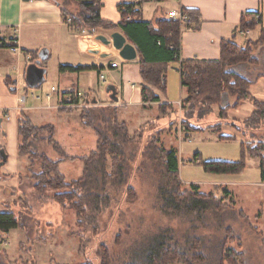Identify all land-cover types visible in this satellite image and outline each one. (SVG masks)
<instances>
[{"label":"trees","instance_id":"16d2710c","mask_svg":"<svg viewBox=\"0 0 264 264\" xmlns=\"http://www.w3.org/2000/svg\"><path fill=\"white\" fill-rule=\"evenodd\" d=\"M79 4V15H73L62 7L61 13L64 22L70 20V27L75 34L86 33L95 35L96 32H120L126 41L137 52L140 76L142 78V101L144 104L158 103L159 118L139 127L130 135L123 122L117 118V108H88L79 114L82 125L91 130L96 137V148L88 156L76 158L67 156L59 144L54 140V128L51 125L35 127L29 118L21 112L18 119V148L19 158L28 159V174L30 188L38 197L50 199L60 209L71 210L75 214V233L79 239V252L83 253L92 240L98 239L101 233L99 219L106 213L113 198L123 193L128 201L136 199L134 189L128 184L133 172L134 164L139 160L137 170L153 175L157 179L158 210L164 216L180 218L193 223L202 220L207 215L215 221L214 228L223 232L211 254H206L203 240L192 239L188 245L180 244L169 229H161L150 239L143 240L130 247L122 257H113L108 254L103 244L97 251L99 264H243L244 255L234 248H228L227 243L232 240L231 229L224 226V214L230 211L232 215L246 220L242 211L234 210V203L230 193L223 189V196L217 198L215 194L207 195L198 192L192 186L191 191H183L179 178V163L174 150H165L160 147L161 130L159 120L167 114L175 115L173 107L161 103V96L166 93V69L170 63L179 59L180 24L165 18L157 19L153 23L143 22L138 13H133L134 5L120 6L121 21L113 24L103 20L100 16V0H70ZM193 20V13L186 11ZM128 16L130 20H127ZM258 14L244 13L241 16L238 31H253L260 25ZM237 33L234 34L235 39ZM264 44V31L260 33L256 42H247L244 49L238 48L231 42H222L220 60L218 62L186 61L180 64V84L187 91V97L181 103L180 122L186 125L187 130L193 132L202 130L201 126L184 118L193 108H198L201 118L210 115L211 107L221 106L225 97L234 98L231 106L220 107L219 126L227 123L226 112L236 108L240 102L250 99L254 106L251 115L240 124H233L248 143L240 145L241 159L236 163L206 162L203 170L214 175H239L246 165L245 158L259 160L260 181L264 182V143L256 140L255 134L264 122V103L250 98L248 93L251 82L243 79L231 71L239 64H253L251 45ZM91 68L60 66L59 73H80ZM174 120V119H173ZM188 122V124H187ZM157 130L158 136L152 137L144 145V136L153 134ZM151 129V130H150ZM219 132L218 127H211ZM50 147L58 156L57 160H50L39 146ZM138 159V160H137ZM79 161L82 164L81 176L66 183L59 171L63 162ZM152 177V176H151ZM51 193V196L48 194ZM227 203V204H226ZM26 207L27 203L23 201ZM6 213H0V237L6 238L12 230L21 229L26 233L27 242L19 244L18 250L28 256L27 260L19 258L14 262L0 264H37L33 257V244L46 245L50 237L41 238L37 232V223L30 230L27 223L21 221L12 211L6 208ZM31 222V217H25ZM33 230H35L33 232ZM34 234L31 239L30 236ZM118 236L115 244H118ZM49 264H56L50 261ZM84 264H93L86 261Z\"/></svg>","mask_w":264,"mask_h":264},{"label":"crops","instance_id":"0c3cea01","mask_svg":"<svg viewBox=\"0 0 264 264\" xmlns=\"http://www.w3.org/2000/svg\"><path fill=\"white\" fill-rule=\"evenodd\" d=\"M67 1L0 0V150L3 152L2 157H0V163H2L0 164V213H6L2 206L3 204L14 202L19 194L24 193L23 186L28 188L26 185L29 182L28 159L25 157L19 158L17 155V129L19 114L21 112L29 118L35 127L51 125L54 128V140L67 156L70 155L61 146L60 140L69 147H77L79 149L89 144L88 135L84 131L73 132V130L63 128L65 127V123L61 122L60 126L52 123L53 119L67 116L65 114L78 113V118L80 119L79 114L81 110L58 109L55 103L49 104L44 99L34 101L28 98L21 105L18 103V98L22 94L37 93L38 91L47 93L50 87L66 89L71 86L85 92L95 91L98 93L101 103L103 101L105 106L118 109L117 118L119 122L125 123L130 135H133V132L139 127L159 118V104H144L142 101V78L140 76L138 56L135 61L125 62L111 48L110 50L106 48V51L99 49L95 40V36L98 34L92 36L86 33L75 34L72 32L71 27L63 21L61 13L62 7H66L64 4H70V1ZM100 2L102 5L100 10L101 18L113 24H118L121 21L120 6L122 5H134L133 13H138L143 22L150 23L161 18L167 19L166 13L171 9L182 8L193 13L191 28L188 29L180 26L179 60L165 66L166 91L169 85L167 70L174 68L172 73L175 72L177 74L180 90L183 91L180 101L173 102L176 103L175 105L170 104L165 100L166 93L164 96H161L157 90H153L161 98V103L169 104L173 109L174 106L178 105L179 111L182 101L187 97L186 89L181 87L180 84L179 71L181 63L192 60L198 62H218L220 60L222 42H231L240 49H243L247 42H256L259 39L260 33L264 31V0H177L163 5L153 3L139 4L133 0H100ZM149 5L152 7L151 13L148 14V18H144L143 7ZM244 13L258 14L261 20L260 25L251 31L249 36L243 38L237 35L233 39L234 34L238 31L241 16ZM127 20H130L129 16ZM13 36H16L18 41V51L15 53L9 52L4 45ZM42 50L47 52V58L45 61L38 62V54ZM93 51L98 52V54H94ZM104 54L111 55L107 58H101V55ZM251 55L254 59L253 64H239L232 67L231 71L251 82L252 85L248 89L250 97L257 102L264 103V44L255 47ZM36 62L38 63L36 66L41 72L43 80L48 79L50 82V85L46 88L43 85L44 81L38 84L35 89H30L26 84L25 75L27 68ZM110 62L119 63L120 68L117 71L111 70L109 73L105 72V83L101 84L98 81V73L100 70H108ZM60 66L87 67L91 69L80 73H59L58 68ZM51 68L52 70H50ZM107 83L116 87L118 94L117 103L110 101L106 92L105 98H102L100 90ZM233 104L234 98L227 96L224 98L221 106L214 105L211 107L210 115L218 122L220 107L231 106ZM253 111L254 107L248 99L240 102L236 108H231L226 113L229 120L241 122L247 119ZM54 113L58 114L55 115ZM210 115L202 118V120ZM164 118L166 117H161L160 120ZM201 129L195 132L211 131L214 134V139L219 142H235L239 146L248 143V140L240 132L230 127H222L219 133H215L210 128L209 130L208 128L203 129L202 126ZM185 135V139L189 137L188 133ZM94 138V148L88 155L96 148L95 135ZM171 150H174V148ZM175 152L178 155L177 151ZM70 157L81 158L78 156ZM64 163L67 162H63L59 166L61 174V165ZM64 178L66 180L65 176ZM66 183L69 182L66 180ZM260 183L262 186L264 185V182L260 181ZM219 187L222 188V186ZM225 190L227 189L225 188ZM228 192L230 193V191ZM51 195L49 193V196ZM229 197L232 199L235 208L236 203L232 193H230ZM261 205H264V202H261ZM246 217L248 218V216ZM255 218L257 222H261L264 218L262 211H258ZM14 231H19L26 236L24 231L16 229L10 231L6 238L0 237V262L2 263L15 261L10 258L8 250V240ZM260 234L263 239V234ZM25 242H19L17 250L19 244ZM262 242L264 243V240Z\"/></svg>","mask_w":264,"mask_h":264},{"label":"rangeland","instance_id":"374dc122","mask_svg":"<svg viewBox=\"0 0 264 264\" xmlns=\"http://www.w3.org/2000/svg\"><path fill=\"white\" fill-rule=\"evenodd\" d=\"M64 5H66L64 8L73 15H79L80 8L78 3L70 1V4ZM151 10L152 7L150 5L143 7L144 18L149 17L148 14L151 13ZM96 34L106 37L110 35L109 32L99 30ZM96 43L101 51H106L107 47L99 42ZM250 47L252 52L257 46L251 45ZM111 49L114 50L113 48ZM173 69L167 70L169 85L165 100L175 105L176 103L173 102L180 101L183 91L180 90L177 74L175 72L172 73ZM43 85L45 88L48 87L50 85L49 80L45 79ZM108 85L109 83L103 85L100 90L103 99L106 96L105 89ZM250 103L252 104L251 100ZM102 105H104V108L108 107L105 106L103 101ZM173 113L177 114V119H175V115L168 113L167 117L165 116L166 118L159 121L158 126L161 130L159 145L166 150L174 148L177 151L182 190L191 191V187L195 186L198 188L199 193L204 195L213 193L217 198L223 196L221 189L226 188L230 191L236 203L235 208L233 207L234 210L243 211L248 218L246 220L238 218L232 215L230 211L224 214L222 218L224 226L231 229L233 233V238L227 243V247L234 248L237 252L241 251L243 253V264H264V243L262 242L264 240V218L261 222H257L255 218L258 211H262L264 215V205H261V202H264V185L262 186L260 183L259 160L245 158L246 167L239 175H214L205 172L202 164L206 162H239L241 159L240 146L235 142L227 143L215 140L214 134L211 131L193 132L192 130H187L186 125L180 122L181 112L178 105L174 106ZM65 115L67 116L53 119L52 123L58 126H60L61 122L65 123V127L63 128H68L69 130H73V132L84 131L88 135L89 144L79 149L77 147H69L60 140L61 146L70 156H87L94 148L95 138L93 133L81 125L78 113ZM182 115L187 120H191L192 123L202 126L203 129L208 128L209 130L210 128V130L214 131L211 127H218L219 132L222 127L226 126L234 129V123L240 124L243 122L229 120L226 113L227 123H221L217 126L218 122L213 119L212 115L204 120L200 119L198 108H193L192 111L189 110L187 113H182ZM58 119L59 121H57ZM157 131L158 129H152L153 134H150L148 137L145 135L141 142L142 145L149 139H152V137L158 136ZM187 133L189 137L186 139L188 140L185 139V134ZM254 136L256 140L264 143V122ZM39 152H43L50 160H57L58 158L53 150L46 145H40ZM138 163L139 160L134 164L133 172L128 181V184L134 189L135 201H128L127 197L121 192L114 196L110 209L101 215L99 219L101 233L98 239L92 240L90 246L83 253L79 252V239L75 235L78 229L75 226L74 212L71 210L62 211L50 199L43 198L38 200L36 194L29 187L31 182L26 183L28 188L22 187L24 193L19 194L14 202L3 204L2 206L5 211L8 208L16 214V216L21 218V221L27 223L30 230L34 227L32 222H38L36 228L41 238H51L46 245L33 244V257L36 263L49 264L50 261H53L56 264H84L86 261H91L93 264H99L100 260L96 253L100 244H103L108 254L114 258L122 257L130 247L136 243H141L143 240L150 239L161 229L171 230L175 239L183 245L190 244L193 238L203 240L202 244L207 250V252H204L211 254L218 239L223 237V232H218L214 228V219L207 215L202 220H195L193 223H190L187 220L183 221L180 218L162 215L158 210L157 179L151 174L142 173L141 170H137ZM81 170L82 165L79 162H67L61 165V172L66 177L67 182L79 178ZM219 186H222V188ZM23 201L27 203L26 207L23 205ZM25 217H31V222H28ZM260 233L263 234V239ZM117 236L119 237V242L116 245L115 240ZM33 237L34 234L30 236L31 239ZM27 238V236H24L19 231L13 232L8 240V250L11 259L17 261L18 257L23 260L29 258L17 250L18 243L27 242Z\"/></svg>","mask_w":264,"mask_h":264},{"label":"built area","instance_id":"2783aa9c","mask_svg":"<svg viewBox=\"0 0 264 264\" xmlns=\"http://www.w3.org/2000/svg\"><path fill=\"white\" fill-rule=\"evenodd\" d=\"M127 1V0H122ZM135 3H153L156 5H163L166 3H170L177 0H133ZM166 18L168 20L177 22L181 27L191 28V19L188 16L186 10L184 9H171L166 13ZM68 26H70V20L66 22ZM251 33L250 30L247 31H237V35L239 37H247ZM1 40V39H0ZM1 44V42H0ZM18 41L16 36H13L10 40H7L4 45L7 47V50L11 53H15L18 51ZM179 60V59H178ZM120 68V64L117 62H110L108 70H100L98 73V81L101 84L105 83V72L109 73L111 70H118ZM30 98L34 101L46 100L49 104L55 103V106L58 109H66V110H83L85 108L95 107L102 108L103 105L100 101V97L98 93L93 92H85L75 87H69L66 89H59L57 87H50L47 93H41L38 91L37 93L31 92L29 95L22 94L18 98V103L23 105L27 99ZM54 100V102H53Z\"/></svg>","mask_w":264,"mask_h":264},{"label":"water","instance_id":"95a60500","mask_svg":"<svg viewBox=\"0 0 264 264\" xmlns=\"http://www.w3.org/2000/svg\"><path fill=\"white\" fill-rule=\"evenodd\" d=\"M95 40L107 48H113L117 52L118 57L125 62H132L137 59L136 49L126 41V38L122 34L118 32L111 33L108 37L104 35H96ZM93 53L98 54L96 51H93ZM110 55L111 54H104L101 55V58H107ZM38 58V62L45 61L47 58V52L42 50L38 54ZM37 64V62L33 63L27 68L26 71L25 81L30 89H35L38 84L44 81L41 72L36 66ZM105 92L108 94L110 101L114 103L118 102V94L115 86L108 85ZM2 154L3 152L0 150V157H2Z\"/></svg>","mask_w":264,"mask_h":264}]
</instances>
